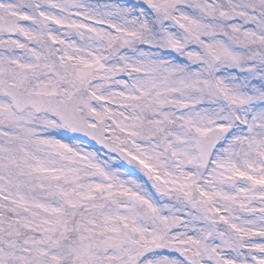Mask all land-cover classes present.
Masks as SVG:
<instances>
[{"label": "snow or ice", "instance_id": "obj_1", "mask_svg": "<svg viewBox=\"0 0 264 264\" xmlns=\"http://www.w3.org/2000/svg\"><path fill=\"white\" fill-rule=\"evenodd\" d=\"M0 264H264V0H0Z\"/></svg>", "mask_w": 264, "mask_h": 264}]
</instances>
